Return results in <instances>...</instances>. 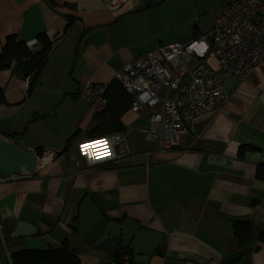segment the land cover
<instances>
[{
  "label": "crops",
  "instance_id": "crops-1",
  "mask_svg": "<svg viewBox=\"0 0 264 264\" xmlns=\"http://www.w3.org/2000/svg\"><path fill=\"white\" fill-rule=\"evenodd\" d=\"M110 1L0 0V52L9 35L29 42L45 33L53 42L33 90H24L29 80L14 68L0 72V138L35 154L38 149L43 155L57 153L35 174L0 182V264H12L14 252L64 242L82 264L116 260L115 254L86 245L97 223L89 224L83 239L78 233L79 207L88 196L109 221L131 218L164 236L150 264H222L247 254L250 264H264L259 240L264 233V80L258 73L241 79L221 109L195 121L172 151L159 154L148 146L125 155L119 145L118 159L96 168L86 167L77 144L65 151L74 134L85 139L100 124L92 101L82 100L86 85H108L126 63L166 45L158 42L165 31L155 30L162 23L151 11L155 2L146 7V0H130L110 11ZM121 122L125 136L139 126L153 143L146 137L145 118L130 109ZM243 147L253 150L241 154ZM243 218L252 233L244 245L234 235V222ZM20 221L36 233L13 238Z\"/></svg>",
  "mask_w": 264,
  "mask_h": 264
},
{
  "label": "built area",
  "instance_id": "built-area-1",
  "mask_svg": "<svg viewBox=\"0 0 264 264\" xmlns=\"http://www.w3.org/2000/svg\"><path fill=\"white\" fill-rule=\"evenodd\" d=\"M129 1L112 0L108 10ZM224 7L211 28H201L199 38L161 45L129 61L115 74L132 98L131 110L147 120L146 137L157 144L159 154L177 148L195 121L221 109L227 101L229 78L244 79L258 73L264 80V0H225ZM27 46L35 51L39 42L34 39ZM28 86V81L23 84L25 91ZM106 86L88 83L81 95L93 102L96 114L105 109ZM119 145L125 147V155L130 154L127 136L122 133L83 139L78 144V156L87 168L107 166L118 159ZM56 154L48 151L39 158L38 167ZM75 164L81 167L78 158ZM28 175L11 174L0 182H16ZM109 264L129 262L112 260Z\"/></svg>",
  "mask_w": 264,
  "mask_h": 264
},
{
  "label": "trees",
  "instance_id": "trees-1",
  "mask_svg": "<svg viewBox=\"0 0 264 264\" xmlns=\"http://www.w3.org/2000/svg\"><path fill=\"white\" fill-rule=\"evenodd\" d=\"M39 48L35 51L27 46V42L18 40L16 35H9L5 38L2 51L0 52V72L13 69L17 74L29 79L28 90H33L39 80L40 73L46 65L52 52L53 42L45 33L37 37ZM106 102L105 109L96 114L100 122L93 131L89 132L85 139H95L113 133L126 131L122 117L131 109L132 98L123 88L121 83L114 79L106 86L104 93ZM0 102L3 104L4 97L0 91ZM12 138V135L9 136ZM84 139L80 132L74 134L67 142L65 151L70 150L74 144H78ZM79 141V142H78ZM253 150L251 147H243L240 153ZM36 155L43 157V149L36 150ZM73 231L77 232V227L73 226ZM234 235L242 245L251 241L252 233L249 222H234ZM259 240L264 242V233H261ZM119 261L120 256L115 255ZM12 264H82L79 253L68 243L64 242L58 248L51 247L47 250L24 249L14 252L11 257Z\"/></svg>",
  "mask_w": 264,
  "mask_h": 264
},
{
  "label": "water",
  "instance_id": "water-1",
  "mask_svg": "<svg viewBox=\"0 0 264 264\" xmlns=\"http://www.w3.org/2000/svg\"><path fill=\"white\" fill-rule=\"evenodd\" d=\"M154 4L153 0H146L145 6L149 7ZM240 81L239 77L229 78L226 93L233 92ZM38 165L39 158L33 151L26 149L21 143H11L5 138H0V178H6L11 174H35ZM247 218H243L242 221L244 222ZM91 222L97 225L86 245L119 255L121 258L126 257L129 264H150L156 251L163 246V235H156L134 219L128 218L120 223L109 221L88 196L79 207L78 233L81 239L84 238V231H88ZM35 233L36 229L33 226L20 221L12 237L31 236ZM152 240H156L154 245L151 244ZM249 259L250 254L237 255L230 259H223L221 262L222 264H250Z\"/></svg>",
  "mask_w": 264,
  "mask_h": 264
},
{
  "label": "rangeland",
  "instance_id": "rangeland-1",
  "mask_svg": "<svg viewBox=\"0 0 264 264\" xmlns=\"http://www.w3.org/2000/svg\"><path fill=\"white\" fill-rule=\"evenodd\" d=\"M154 2L157 6L152 7L151 11L162 21L159 28L155 30L165 31L164 36L159 38V45L199 38L203 32L200 30L198 33L194 34V29H200L202 27L208 30L211 28L214 19L219 16L225 8V0H154ZM145 26L148 27V23H146ZM150 27H152V29L155 27L153 22L150 23ZM156 47L157 46L151 47L146 51ZM140 51L146 52L142 48ZM81 93H83V91ZM60 118H63V115H61ZM137 128L138 129L135 131L126 133L127 138L129 137L128 143L130 145L131 154L136 155L138 152L145 150L148 146L157 148L155 145L156 143L147 142L144 135L139 133L142 128L139 126Z\"/></svg>",
  "mask_w": 264,
  "mask_h": 264
},
{
  "label": "bare ground",
  "instance_id": "bare-ground-1",
  "mask_svg": "<svg viewBox=\"0 0 264 264\" xmlns=\"http://www.w3.org/2000/svg\"><path fill=\"white\" fill-rule=\"evenodd\" d=\"M48 160H49V158L47 157V158L42 162L41 165L45 164Z\"/></svg>",
  "mask_w": 264,
  "mask_h": 264
}]
</instances>
